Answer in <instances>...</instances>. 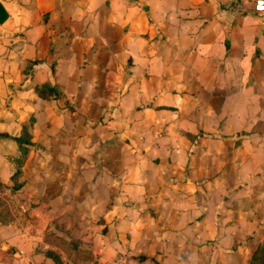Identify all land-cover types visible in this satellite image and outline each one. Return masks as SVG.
<instances>
[{"label":"crops","instance_id":"obj_1","mask_svg":"<svg viewBox=\"0 0 264 264\" xmlns=\"http://www.w3.org/2000/svg\"><path fill=\"white\" fill-rule=\"evenodd\" d=\"M257 2L0 0V5L7 11V17L0 22V131L12 136L20 133L21 110L16 106L23 92L29 90L33 100H37L39 95L34 86L49 83L59 90L58 96L51 99L58 100L65 94L63 97L73 101L76 99L74 88L78 86L79 90L85 80L72 79L71 71L80 65L96 72L106 70L112 54L132 58L127 82L134 85L137 92L139 87L144 90L141 95L137 92L128 94L127 102L145 104L136 106V112H154L155 116L162 115L164 108L172 107L176 115L181 111L178 117L185 120L178 127L191 130L196 124L188 117L198 111L197 105L192 106L191 102L207 100V105L212 108L208 97L214 96L222 100L217 113L230 119L231 115L226 114L231 111L226 104L230 92L247 94V84L254 88L255 94L259 93L258 89L264 90V8H256ZM99 53L102 54L100 62L86 58L88 54L96 56ZM78 56L83 59L79 64ZM27 66L30 73L22 85L20 73L16 76V71ZM249 75L252 76L250 79ZM235 79L240 85L233 89L232 80ZM221 85L227 86L228 92L224 87L220 88ZM166 92L172 102H163ZM248 96V101H261L250 92ZM119 97L113 98L118 101ZM244 118L236 112L232 119L242 121ZM172 132L168 131L169 134ZM141 134V144L148 149H158L162 147L161 142H168V146L177 151V138L170 136L162 141L160 133L154 137L149 130H141ZM34 145L33 142L25 154L27 163L36 155ZM21 155L15 140L0 136V181L5 186L0 189V264H56L46 255L48 249L59 253L63 264H96V259L99 264L103 259L102 252L107 258L105 253L121 251L119 238L126 233L122 234L119 227L128 230L133 239V232L137 230L135 212L142 210L135 200L144 195L143 189H148L150 181H156L160 171L151 157L137 160V170L129 169L133 164L127 163L118 175L127 178L124 181H119L106 169L97 172L84 168L87 164L82 158L77 162V173L68 179V173L59 172L60 166L64 167L68 162V153H50L47 167L59 157L56 160L59 169L51 167L45 176H41L36 163L29 173L25 164H20L21 186L12 189L11 176L17 168L15 158H21ZM176 163L174 159L170 167ZM91 172L97 174L92 176ZM133 172L136 183L133 180L130 183L128 179ZM162 173L163 177L168 174ZM172 174L176 175V172ZM110 188L109 195H114L110 207L106 208L103 197ZM162 189L163 186L158 187L154 194L161 193ZM177 196V191H173V198L165 200L170 207H177ZM4 207L5 212H2ZM99 213L108 227L120 229L117 230L119 238L108 241L104 238H108V232L102 233L101 223L96 218ZM70 237L80 239L81 248L88 239L90 249L86 253L80 249L78 256L73 255L66 246L58 243L62 238Z\"/></svg>","mask_w":264,"mask_h":264},{"label":"rangeland","instance_id":"obj_2","mask_svg":"<svg viewBox=\"0 0 264 264\" xmlns=\"http://www.w3.org/2000/svg\"><path fill=\"white\" fill-rule=\"evenodd\" d=\"M91 56L88 54L87 60H102L101 53ZM82 60V56H78V64ZM131 62L132 58L125 54H112L106 70L91 71L83 69L82 65L72 70V79L85 80L79 90L78 86L74 88L76 99L73 101L63 97L65 94L58 100L40 96L33 100L32 92H23L16 108L21 110L22 125L29 126V139H34L36 155L30 163L25 162L27 155L23 156L20 164H25L29 173L36 163L41 176H45L49 168L59 169L56 162L59 157L47 167L49 154L68 153L69 165L64 161L66 164L59 169L61 173H68V179L77 173V162L82 158L87 164L84 168L97 172L106 169L117 177L127 163L133 164L129 169L137 170V160L146 156L160 167L156 181H150L148 189H143L144 195L135 200L142 210L135 212L137 230L133 232V239L129 231L121 227L122 234L126 235L119 238V228L108 227L101 214H97L102 233L109 234L104 238L107 241L119 238L121 248L116 252L111 249V257L105 253L107 258L102 252L99 264H248L252 252L264 240V90L258 89L259 93L255 94L254 88L247 84V94L230 92L226 101L231 110L226 113L231 115L230 119L217 113L222 106L220 98L208 97L212 108L207 100L191 102L198 108L188 117L196 124L195 128L180 129L178 125L185 122L178 117L181 111L176 115L172 107H167L162 115L154 116V112H136L135 107L142 102H127L128 94L137 92L134 85L127 82ZM26 68L16 71V76L20 73L22 85L30 73L29 66ZM251 77L249 75V79ZM232 85L233 89L238 88L240 81L232 80ZM223 87L228 92L229 88L222 85L220 88ZM167 88L173 89V86ZM26 89L27 86L23 88ZM142 91L139 87L137 93L141 95ZM249 92L261 101H248ZM117 95L120 96L118 101L113 98ZM165 99L164 103L173 101L169 92ZM236 112L245 116L244 120L232 119ZM141 130H149L154 137L160 133L162 141L170 136L177 138V151L172 150L168 142H161L162 147L158 149H148L141 144ZM174 159L177 165L170 167ZM163 171L168 173L165 177L161 175ZM97 172H91L92 176ZM126 179L118 177L119 181ZM128 179L136 183V173H131ZM162 186L163 194L155 195ZM111 191L110 188L104 193L106 208L113 200L114 194L109 195ZM173 191L179 196L177 207L172 208L165 200L173 198ZM111 218L109 215V220ZM84 242L83 252L86 253L91 242L88 239Z\"/></svg>","mask_w":264,"mask_h":264},{"label":"trees","instance_id":"obj_3","mask_svg":"<svg viewBox=\"0 0 264 264\" xmlns=\"http://www.w3.org/2000/svg\"><path fill=\"white\" fill-rule=\"evenodd\" d=\"M7 17V11L3 8V6L0 5V22L3 21ZM35 92L42 98H55L58 96L59 90L57 86L51 85L49 83H43L41 85H35L34 86ZM28 125H22L21 131L18 135L12 136L9 135L7 132L0 131L1 137H7L12 138L16 141L18 149L21 156L23 157L25 154H27L28 150L30 149L32 145V141L29 139V132H28ZM21 157V158H22ZM21 158H15L17 168L12 174V189H17L21 186V181H19V176L21 174V170L18 167L21 162ZM5 187L4 184L0 181V188ZM58 243L60 244H66L67 243V251L72 252L73 255L78 256V251L81 249L79 243L80 239L75 237H70L68 239H62ZM83 250V248L81 249ZM85 251V250H84ZM87 252V251H85ZM46 255L51 257L56 264H63V261L61 260L60 254L57 253L54 250L48 249L45 251ZM81 256V255H80ZM248 264H264V240H262L257 247L254 249V251L251 254L250 260Z\"/></svg>","mask_w":264,"mask_h":264},{"label":"built area","instance_id":"obj_4","mask_svg":"<svg viewBox=\"0 0 264 264\" xmlns=\"http://www.w3.org/2000/svg\"><path fill=\"white\" fill-rule=\"evenodd\" d=\"M256 8H258V9L264 8V0H258V2L256 4Z\"/></svg>","mask_w":264,"mask_h":264}]
</instances>
